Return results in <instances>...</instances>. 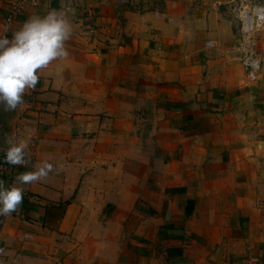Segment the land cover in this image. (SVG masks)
Returning a JSON list of instances; mask_svg holds the SVG:
<instances>
[{
	"label": "crops",
	"instance_id": "1",
	"mask_svg": "<svg viewBox=\"0 0 264 264\" xmlns=\"http://www.w3.org/2000/svg\"><path fill=\"white\" fill-rule=\"evenodd\" d=\"M4 1L9 38L51 9L73 33L25 102L0 106V136L32 161L0 151L5 186L54 165L0 216V264H264V26L249 82L178 1L39 0L9 23Z\"/></svg>",
	"mask_w": 264,
	"mask_h": 264
},
{
	"label": "clouds",
	"instance_id": "2",
	"mask_svg": "<svg viewBox=\"0 0 264 264\" xmlns=\"http://www.w3.org/2000/svg\"><path fill=\"white\" fill-rule=\"evenodd\" d=\"M0 33V106L5 111H16L24 101L27 90H35L39 73L54 61L67 57L66 42L71 38L73 25L64 11L51 9L44 15L33 14L11 32V38ZM29 145L13 135L0 136L3 162L11 166L27 167L32 163L27 154ZM54 171L53 163L42 161L33 170L18 173L14 182L5 186L0 180V216L18 212L23 204L24 185L45 180Z\"/></svg>",
	"mask_w": 264,
	"mask_h": 264
},
{
	"label": "rangeland",
	"instance_id": "3",
	"mask_svg": "<svg viewBox=\"0 0 264 264\" xmlns=\"http://www.w3.org/2000/svg\"><path fill=\"white\" fill-rule=\"evenodd\" d=\"M178 1L183 6L184 17L191 20L192 24L200 18L203 31H212L217 40V46L212 49L214 52H226L233 61H239L238 52V33L236 12L237 7L235 0H174ZM164 0H146L147 6L152 9H162ZM264 26V25H263ZM262 26V28H263ZM259 29L254 34L255 52L261 60V52L259 42H257L258 33L263 30ZM206 36V35H205ZM213 36V35H211ZM209 38V37H206ZM205 40V38H204ZM216 53V54H217ZM224 56V54H222ZM261 66L256 79L261 78ZM256 81V80H254ZM252 81V82H254Z\"/></svg>",
	"mask_w": 264,
	"mask_h": 264
},
{
	"label": "built area",
	"instance_id": "4",
	"mask_svg": "<svg viewBox=\"0 0 264 264\" xmlns=\"http://www.w3.org/2000/svg\"><path fill=\"white\" fill-rule=\"evenodd\" d=\"M39 0H5L3 16L6 23L16 20L26 9L37 5ZM237 12V33L239 64L245 79L256 80L260 70V59L255 52L254 34L264 25V0H235ZM206 47H213V40L204 42Z\"/></svg>",
	"mask_w": 264,
	"mask_h": 264
},
{
	"label": "water",
	"instance_id": "5",
	"mask_svg": "<svg viewBox=\"0 0 264 264\" xmlns=\"http://www.w3.org/2000/svg\"><path fill=\"white\" fill-rule=\"evenodd\" d=\"M10 134V128L8 129V131H7V129H5L4 130V136H7V135H9Z\"/></svg>",
	"mask_w": 264,
	"mask_h": 264
},
{
	"label": "trees",
	"instance_id": "6",
	"mask_svg": "<svg viewBox=\"0 0 264 264\" xmlns=\"http://www.w3.org/2000/svg\"><path fill=\"white\" fill-rule=\"evenodd\" d=\"M186 213H188V211H186Z\"/></svg>",
	"mask_w": 264,
	"mask_h": 264
}]
</instances>
